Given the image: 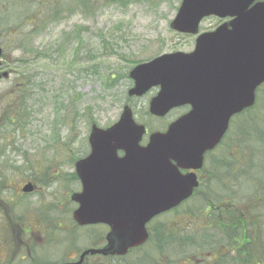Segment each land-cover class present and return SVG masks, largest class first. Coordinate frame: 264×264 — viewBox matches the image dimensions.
<instances>
[{"label": "rangeland", "instance_id": "1", "mask_svg": "<svg viewBox=\"0 0 264 264\" xmlns=\"http://www.w3.org/2000/svg\"><path fill=\"white\" fill-rule=\"evenodd\" d=\"M180 1L0 0V45L4 50L3 65L9 72L6 78H0V237H6V233L44 231L55 233L62 240L72 233L71 211L76 205L69 195L78 187L70 173L74 171L75 159L86 151L92 122L101 127L112 124L125 104L131 107L134 119L145 124L149 132L163 128L178 116V111L162 118L148 113V101L155 89L130 100L127 90L133 84L128 71L135 63L162 52L192 49L193 37L181 35L169 26ZM220 22L217 17H205L199 31ZM24 85L27 103L23 112H19L22 117L8 125L5 119L12 114L7 101L17 94L15 89ZM256 122L257 130L264 131V111ZM233 135L232 128L224 141L222 157L236 156L234 160L239 161L238 169H241L242 165H248V155L242 151L241 144H236L238 136L232 140ZM146 139L147 134L142 142ZM251 150L252 157L257 158V141L252 143ZM257 176L264 183V171H257ZM27 181L37 188L24 194L20 188ZM223 183L233 188L235 181L224 175ZM259 190L257 184L251 186L244 181L241 194L236 187L233 192H225L237 195V210H234L240 215L248 208L252 192ZM261 190L256 196L257 211L263 215L264 188ZM204 192L214 204L220 201L221 192L217 188ZM55 204L57 215L42 219V213L48 215L46 208ZM201 210H204L202 204L194 199L179 209L177 215L185 216L180 220L187 227L184 232L191 235L208 225V216H202ZM210 214L217 223L214 219L217 212ZM171 218L168 213L158 220L169 222ZM238 218L241 223L242 218ZM260 222L252 245V261H264L262 219ZM220 224L229 222L224 219ZM98 230L101 228L79 229L73 243L60 240L54 244L57 252L51 254L55 258H62L64 253L66 258L76 257L79 249L91 245V236ZM214 263L218 260L211 262Z\"/></svg>", "mask_w": 264, "mask_h": 264}, {"label": "water", "instance_id": "2", "mask_svg": "<svg viewBox=\"0 0 264 264\" xmlns=\"http://www.w3.org/2000/svg\"><path fill=\"white\" fill-rule=\"evenodd\" d=\"M210 15L230 20L198 35L193 51L162 54L129 72L134 82L129 95L159 86L150 114L163 116L185 104L189 111L166 131L150 133L145 145V126L135 122L128 105L111 126L92 124L90 153L75 162L83 188L70 196L78 203L72 218L80 226L103 223L110 230L103 247L86 249L69 264H80L86 254L123 256L145 243L147 223L188 198L198 184L194 173L182 174L178 167L200 168L231 116L255 103L264 83V0H181L170 26L196 34L201 19ZM32 190L31 182L22 187Z\"/></svg>", "mask_w": 264, "mask_h": 264}, {"label": "trees", "instance_id": "3", "mask_svg": "<svg viewBox=\"0 0 264 264\" xmlns=\"http://www.w3.org/2000/svg\"><path fill=\"white\" fill-rule=\"evenodd\" d=\"M15 91L17 92V94H14L15 97L11 95L10 101H7L9 114H12L5 119V123L8 125L14 123L15 120H20L22 114L19 115V112H23L27 103L25 94L26 85L21 89H15ZM14 104L15 106L13 107ZM263 106L264 83L257 89L255 104L251 108L236 115L232 120L231 125L234 129V135L231 136V138L234 140L235 135L236 137L238 136L239 138L237 137L235 139L236 144H241L242 151L244 154L248 155V165L241 166L235 179V183L238 185L239 190H241V184L246 181L251 186H253V183L257 184L260 189L258 192H263L261 189L264 188V183L260 177L257 176V171H264V131L257 130L258 126L256 124L260 112L264 111ZM254 141L258 142V157L255 159L252 157L251 150ZM234 159L236 160V157ZM234 159L231 157H225L227 169L232 168L233 162L235 161ZM70 177L74 178V174L70 173ZM50 183V181L46 182L45 185ZM209 204H211V201ZM205 205H208V203L205 202L203 205V209L207 210L208 206L205 207ZM56 208V204L47 207L48 215L42 213L41 216H43V218L48 216L47 218L52 219L57 215L55 212ZM208 209L210 211L207 210L206 213H210L212 210L211 208ZM197 210H192L191 212ZM14 215L18 219L20 218V215L15 213ZM208 219L209 223L207 226L203 227L202 231L194 230L191 235L186 232H184V234L178 232L177 236H175V233L178 230L175 229L172 220L169 219V222L158 219L153 220L149 224L150 236L148 241L143 246L130 250L126 256L112 257L109 264H185L187 262L186 259L188 258V253H191L192 256H197V253L208 250H219L216 251L218 262L221 261L223 264H250L254 257L252 245L256 240V233L254 234L251 232L253 226L252 223L243 220L236 228L232 226L235 223L215 224L211 217L209 218L208 216ZM260 223L259 220L258 224L260 225ZM53 228L55 229V225ZM84 228L95 229V227L92 226L80 228L74 224L72 225V233H70L75 234L79 229ZM94 236L96 237V240L101 239L100 237L103 236V231L98 230V233ZM93 238L94 237L91 236V239ZM96 240L93 241L94 244L96 243ZM93 243L92 245H94ZM230 245H232V248H230ZM233 248H236V250ZM231 256L233 257L232 260H230ZM189 260L188 263L191 264ZM259 262L261 261L259 260ZM193 264H195L194 261ZM204 264H207V261H205Z\"/></svg>", "mask_w": 264, "mask_h": 264}, {"label": "flooded vegetation", "instance_id": "4", "mask_svg": "<svg viewBox=\"0 0 264 264\" xmlns=\"http://www.w3.org/2000/svg\"><path fill=\"white\" fill-rule=\"evenodd\" d=\"M217 26H214L213 28H207L205 30H201L199 31V33L202 32H210L213 31ZM183 35V34H181ZM185 35H189L190 34H185ZM191 37H193L194 42H193V47L194 48V43H195V39H196V35H191ZM192 49L187 50L191 51ZM182 51V50H181ZM173 52V51H170ZM165 53V52H162ZM0 69H3L2 67ZM155 89V91L157 92L158 87L152 88ZM156 92L154 94H156ZM153 96V95H152ZM129 100L130 99H135V96H128ZM190 106L188 104L182 105V106H178L176 108H173L170 110L171 111H178L179 114L178 116H180L181 114L189 111ZM169 112V113H170ZM178 116H176L175 118H177ZM174 118V119H175ZM172 121V120H171ZM170 121V122H171ZM164 125L163 128H159L158 131H164L167 129L169 123ZM109 126V125H108ZM107 127V126H106ZM231 129V123L229 124L228 130L227 132L224 134V136L220 139V141L210 150H206L203 154V162H202V166L198 169H193V168H182V167H178L179 172L182 174H186V173H194L196 176V179L198 181V185L197 187L194 188L192 194L185 200L181 201L177 206H175L174 208H172L171 210L164 212L163 214L153 218L152 220H156L157 218L159 219L161 216H164L166 214L169 213V215H172V222L175 225V229H177L178 231L175 233V236H177L178 232L180 234H184V231L187 229V227H185V222L183 221V224L180 223L181 219H185V216L183 215H177L179 213V209L185 205L187 202L191 201L194 199V201L198 200V203H208V205H206V207L208 206V208H211V212H217V214H214L216 218V222L215 224H219L222 220L227 219L229 222V224L231 222L235 223L232 226L234 227H238L240 225V223L238 222L239 217H241V221L245 220L246 222H251L252 223V233H256L257 234V223L260 219H262V232L264 229V217L262 215V211H260L258 213V205H257V194H259L260 192L254 193L252 192L251 194V201L248 204V208L246 206V208L248 209V211L246 210V208L242 211L243 213H241L240 215L236 214L237 208L235 206L236 204V200L235 197H237V195L235 194L233 196L227 194L225 191H229L231 190L232 192L234 191L235 187H236V191L238 189V185L234 183V187L233 188H229L228 186H225V184L223 183V176L227 175L228 178H231L232 181L234 182L236 179V176L238 175V172L240 171V169H238V164L239 161H234L233 162V166L231 169H227L226 168V161L225 158L222 157V147L224 145V141L225 138L227 136V133L230 131ZM236 137V136H235ZM87 143H86V147H85V153L81 152L77 159H81L83 157H85L89 151H90V145L88 142V136H87ZM123 152L121 150L117 151V155L118 156H122ZM236 157V156H235ZM174 164L175 162L172 161ZM74 181L75 183H77V187L78 190L77 191H81L83 188V183H82V179L79 176V174L74 170ZM212 188H217L221 193H220V201L217 204H214V202L211 201V204H209L210 200L207 198V194L204 192L205 190H210ZM222 201V203H221ZM235 202V203H234ZM207 208L208 211H210ZM235 209V210H234ZM207 210L205 211H200V213L202 214V216L207 215L209 216V218L211 217L212 214L210 213H206ZM184 215H186V213H184ZM183 216V217H182ZM182 217V218H181ZM177 218V221L176 219ZM212 218V217H211ZM151 220V221H152ZM150 221V222H151ZM149 222V224H150ZM99 226V225H97ZM149 226V225H148ZM101 227L105 228L106 231L104 233L103 236H101L100 240H96V243L94 245L98 247H101L105 244V234L108 231V226L101 224ZM204 226H202L200 229H197V231H202ZM6 233V232H4ZM3 233V234H4ZM4 235H7L6 237L1 236L0 237V264H61V263H69V262H74L77 260L78 257H69L66 258L65 257V253L64 256L62 258L61 257H53V255L51 254L52 252H56L54 248V244L58 242V240H60L59 237H57L54 233H49V232H44V231H28V232H20V233H6ZM2 240H4L5 242H2ZM52 245V246H50ZM234 250H236V248H233ZM216 251L219 250H208V251H203V252H199L197 253V256H192L191 253H188V258L186 259L187 262L185 264H190L188 263V260L191 259L195 262V264H204L205 261H207V264H211V262H214L216 259L218 260V256ZM236 252V251H235ZM234 252V253H235ZM237 253V252H236ZM112 257H114L113 255H102V254H87L83 257V260L80 264H93L95 262L98 263H103L104 261L108 264ZM189 260V262H191V264H193V261ZM222 260V259H220ZM90 261V262H88ZM183 263V261H182ZM222 262L219 261L217 264H221ZM259 264V261H252L250 264Z\"/></svg>", "mask_w": 264, "mask_h": 264}]
</instances>
